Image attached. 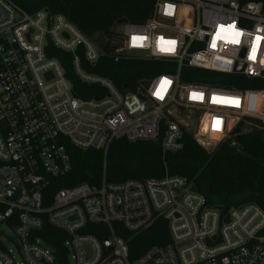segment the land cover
<instances>
[{
    "label": "built area",
    "instance_id": "2783aa9c",
    "mask_svg": "<svg viewBox=\"0 0 264 264\" xmlns=\"http://www.w3.org/2000/svg\"><path fill=\"white\" fill-rule=\"evenodd\" d=\"M116 33L115 62L163 69L135 91L89 72L106 47L66 16L0 0V264H264V210H220L185 177L56 186L74 148L107 153L125 139L177 152L191 134L213 151L241 122L264 124V2L155 0L147 21L117 24ZM58 51L70 55L86 97ZM210 72L259 87L183 79ZM166 233L168 243L136 254L134 239Z\"/></svg>",
    "mask_w": 264,
    "mask_h": 264
},
{
    "label": "trees",
    "instance_id": "16d2710c",
    "mask_svg": "<svg viewBox=\"0 0 264 264\" xmlns=\"http://www.w3.org/2000/svg\"><path fill=\"white\" fill-rule=\"evenodd\" d=\"M28 12L48 8L54 14L66 16L91 41L105 46L107 54L89 72L111 79L123 92L135 91L139 81L150 79L162 72L156 60L122 59L114 60L115 46L119 41L116 33L117 21L127 18L133 23L149 19L155 0H13ZM257 1L264 0H242ZM66 68L68 78L78 89L83 87L71 65L70 55L63 51L55 54ZM195 74L205 73L192 70ZM210 79L191 78L183 75L185 81L220 82L241 89L257 88L243 76H224L210 72ZM203 76V75H202ZM86 97V96H85ZM253 126L244 132V123ZM238 124L230 137L213 151L202 147L191 134H186L184 147L177 152L164 153L161 143L154 141L129 142L116 140L107 153L103 151L71 150V172L58 181L57 189L80 183L97 185L105 177L109 182L120 183L129 179L146 180L161 178L166 172L188 179L196 189L204 194L213 207L224 211L245 204H256L264 210V124L248 119ZM65 254L63 242L48 240ZM169 242L158 236L136 238V254L152 245Z\"/></svg>",
    "mask_w": 264,
    "mask_h": 264
},
{
    "label": "water",
    "instance_id": "95a60500",
    "mask_svg": "<svg viewBox=\"0 0 264 264\" xmlns=\"http://www.w3.org/2000/svg\"><path fill=\"white\" fill-rule=\"evenodd\" d=\"M128 23H130V21L127 18H125V17L124 18H121L120 20L117 21V24H120V25L121 24H128ZM237 71H240V72L243 71V66L242 65H238ZM144 85L147 87L148 86V83H144ZM14 191H17V190L15 188H13L11 190V192H14ZM192 191H197V189H196L195 186L192 187ZM219 209L222 210L223 208L222 207H219Z\"/></svg>",
    "mask_w": 264,
    "mask_h": 264
},
{
    "label": "rangeland",
    "instance_id": "374dc122",
    "mask_svg": "<svg viewBox=\"0 0 264 264\" xmlns=\"http://www.w3.org/2000/svg\"><path fill=\"white\" fill-rule=\"evenodd\" d=\"M117 29V28H116ZM252 124L250 123H244V129L243 131L244 132H249L251 129H252ZM2 229L6 232V234L9 236V237H13L14 236V233H13V230L10 229V228H7L6 226H3Z\"/></svg>",
    "mask_w": 264,
    "mask_h": 264
}]
</instances>
